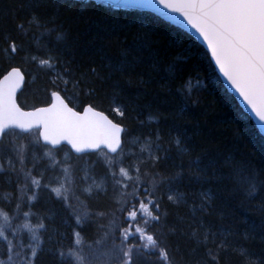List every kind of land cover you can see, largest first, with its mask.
Segmentation results:
<instances>
[{
  "label": "snow or ice",
  "instance_id": "obj_1",
  "mask_svg": "<svg viewBox=\"0 0 264 264\" xmlns=\"http://www.w3.org/2000/svg\"><path fill=\"white\" fill-rule=\"evenodd\" d=\"M20 7L26 15L0 29V82L15 109L48 112L59 102L103 136L81 140L44 121L0 124V264H222L225 254L264 264V249L250 247L255 227L226 222L231 200L264 213V158L257 163L237 142L210 149L179 124L163 128L174 112L137 114L134 132L127 121L138 106L120 87L151 84V72L137 69L159 71L168 49L155 33L170 28L175 43L191 45L159 83L169 93L175 84L180 112L199 107L208 88L226 86L264 132V0H80V20L96 29L89 41L99 42L96 55L116 50L104 65L72 47L52 0ZM97 13L102 18L93 19ZM33 72L45 87L29 105L21 97L38 78ZM106 99L119 120L101 107Z\"/></svg>",
  "mask_w": 264,
  "mask_h": 264
},
{
  "label": "trees",
  "instance_id": "obj_2",
  "mask_svg": "<svg viewBox=\"0 0 264 264\" xmlns=\"http://www.w3.org/2000/svg\"><path fill=\"white\" fill-rule=\"evenodd\" d=\"M56 5L60 6V11L66 21V27L69 29V43L72 47L84 56H94L97 63L104 65L107 59H116V50L105 48L101 59L100 55H96V48L100 46L99 42L95 45L89 44L92 40L96 29L93 25L84 23L80 20V1L77 0H52ZM26 0H0V29L12 30L14 28L15 20L20 19L26 15L27 9H21L20 5L25 4ZM102 18L101 14H94L93 19ZM127 22V18L126 21ZM176 32L170 28H158L155 33V39L160 41L162 47L167 48L164 62L159 66V71H152L147 66L138 68L137 71L145 73L146 77L149 72L152 75V82L147 87H128L124 81H121L120 87L124 90L127 100L136 104L138 107L136 113L130 111L129 126L133 131H140L135 121V116L139 114L140 119H144L149 110L159 109L160 111L169 113L174 112L177 118L173 120L171 117L162 121L161 126L165 129L179 124L187 131V135L191 136L196 143H204L210 149L217 147L228 146L231 147L234 142L239 144L242 151L251 156L257 163L264 158V135H262L253 120H249L237 108L239 102L237 99H232L229 94L225 92V86H212L199 94L200 106L190 108L187 112L181 113L180 109L183 107L179 102V97L175 92V84L171 93L162 90L159 83H162L161 78L167 79V72L165 66L167 63L180 64L176 60V56L182 53V47H190V43L185 44L183 40L179 44L175 43L174 38ZM28 42L26 41V44ZM171 45L169 48L168 46ZM35 47V45H32ZM6 65L0 64V70ZM185 74L191 71L192 66L186 65ZM22 70H28V65H23ZM38 78L35 82L26 83L24 95L21 97L23 101L31 105L34 98L43 95L45 87V78L42 74L33 72ZM200 75L203 77L205 73L201 70ZM27 80L29 79L26 77ZM111 93V90H108ZM86 102V101H85ZM80 101L74 102L79 104ZM101 107L104 108L106 114L110 118L119 120L114 113L109 110V101L106 99ZM145 128L143 131H147ZM238 138V139H237ZM189 187L196 188L195 184ZM56 211L55 208L52 209ZM228 221L227 223H234L238 230L244 231L255 227L257 240L253 242L250 247L255 252H260L264 249V244L259 240L260 226L264 223V213L258 210L256 204H241L237 200L228 202L227 207ZM222 264H238V258L231 254H225Z\"/></svg>",
  "mask_w": 264,
  "mask_h": 264
},
{
  "label": "water",
  "instance_id": "obj_3",
  "mask_svg": "<svg viewBox=\"0 0 264 264\" xmlns=\"http://www.w3.org/2000/svg\"><path fill=\"white\" fill-rule=\"evenodd\" d=\"M236 99L240 103L239 99ZM12 121L20 124L44 121L60 132L70 130L73 136L81 140L99 139L103 136L102 129L96 127L90 120L81 121L70 115L59 102L56 109L48 112L21 114L19 110L15 109L11 88L6 82H0V124ZM253 121L259 129L258 122L254 119ZM259 131L264 135V132H261L260 129Z\"/></svg>",
  "mask_w": 264,
  "mask_h": 264
},
{
  "label": "rangeland",
  "instance_id": "obj_4",
  "mask_svg": "<svg viewBox=\"0 0 264 264\" xmlns=\"http://www.w3.org/2000/svg\"><path fill=\"white\" fill-rule=\"evenodd\" d=\"M74 102H78V100L77 101H74Z\"/></svg>",
  "mask_w": 264,
  "mask_h": 264
}]
</instances>
